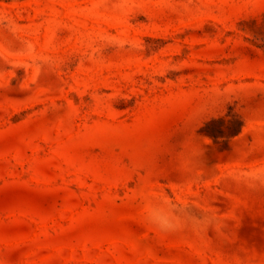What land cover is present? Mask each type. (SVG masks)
I'll use <instances>...</instances> for the list:
<instances>
[{
  "label": "rangeland",
  "instance_id": "1",
  "mask_svg": "<svg viewBox=\"0 0 264 264\" xmlns=\"http://www.w3.org/2000/svg\"><path fill=\"white\" fill-rule=\"evenodd\" d=\"M0 264H264V0H0Z\"/></svg>",
  "mask_w": 264,
  "mask_h": 264
}]
</instances>
